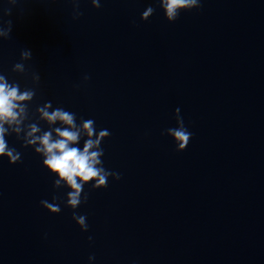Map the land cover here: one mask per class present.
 Wrapping results in <instances>:
<instances>
[{
  "label": "water",
  "instance_id": "obj_1",
  "mask_svg": "<svg viewBox=\"0 0 264 264\" xmlns=\"http://www.w3.org/2000/svg\"><path fill=\"white\" fill-rule=\"evenodd\" d=\"M100 4L0 0V75L36 91L24 131L5 136L21 161L0 157V264H264V0H201L174 22L159 0ZM48 101L111 133L103 166L121 178L84 186L87 232L23 146L28 124L60 126L36 112ZM176 108L182 152L162 135ZM53 195L59 214L40 204Z\"/></svg>",
  "mask_w": 264,
  "mask_h": 264
},
{
  "label": "clouds",
  "instance_id": "obj_2",
  "mask_svg": "<svg viewBox=\"0 0 264 264\" xmlns=\"http://www.w3.org/2000/svg\"><path fill=\"white\" fill-rule=\"evenodd\" d=\"M91 3L94 8L101 7L100 0H91ZM159 5L167 21L174 22L181 11L199 9L201 0H159ZM154 12L155 9L152 6L147 7L142 12L141 20L148 21ZM79 15L82 13H78ZM8 23L11 24L10 21ZM10 31V27L7 31L0 29V36H8ZM30 56L31 53L28 51L21 53L22 59H28ZM23 70L22 63H16L13 67V71ZM35 79L39 81L40 77L37 75ZM88 79V76L84 77L85 81ZM35 95V89L21 90L18 83H10L4 75H0V157H7L10 164L20 162L21 154L14 147H9L5 136L10 134L9 129L16 133L17 137L24 131L23 124L28 111L26 102L33 101ZM49 109H52L51 101L37 106L36 112L39 118L49 125H56L59 122L60 126L37 135L41 132L37 124H28V131L23 137V146H31L35 153L43 157V166L57 177L53 182L55 190L64 187L70 189L63 202L64 206L73 210L72 219L81 231L87 232L89 228L87 217L75 211L81 204L87 203L88 193L84 192V186L91 184L93 189L106 188L109 177L115 180L121 178L119 173L106 170L103 166L104 149L101 145L111 133L108 129L97 131L93 119H81V122L77 124L76 114L62 107H56L52 111ZM174 118L177 126L166 129L162 135L170 136L175 142L176 151L182 152L187 148L192 133L185 126L179 108L175 109ZM84 137L86 138L81 148L78 145ZM58 201L60 197L53 195L52 202L41 200L40 204L49 213L59 214L62 209ZM88 239L91 241L92 237L89 236ZM94 259L95 256H89L90 261Z\"/></svg>",
  "mask_w": 264,
  "mask_h": 264
}]
</instances>
